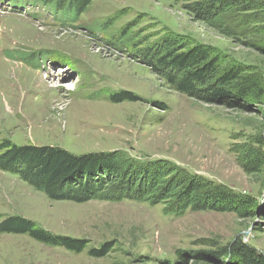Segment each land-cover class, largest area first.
Wrapping results in <instances>:
<instances>
[{
  "label": "rangeland",
  "instance_id": "374dc122",
  "mask_svg": "<svg viewBox=\"0 0 264 264\" xmlns=\"http://www.w3.org/2000/svg\"><path fill=\"white\" fill-rule=\"evenodd\" d=\"M223 1L93 0L66 24L49 7L0 2V143L114 151L120 167L82 203L52 200L0 170V222L21 215L89 241L77 253L1 233L0 264H240L222 255L240 238L264 253V204L256 205L264 164L241 165L250 146L264 155L255 143L264 138V101L204 102L150 65L168 47L201 44L221 68L242 64L264 76V0ZM123 92L136 100L111 99ZM217 186L257 202L247 211L226 206L211 196ZM104 243L113 246L106 256L88 254Z\"/></svg>",
  "mask_w": 264,
  "mask_h": 264
},
{
  "label": "trees",
  "instance_id": "16d2710c",
  "mask_svg": "<svg viewBox=\"0 0 264 264\" xmlns=\"http://www.w3.org/2000/svg\"><path fill=\"white\" fill-rule=\"evenodd\" d=\"M25 1L51 8L55 17L60 16L61 20H59L62 24H66L85 12L93 0ZM223 2L226 5L230 3L229 0ZM231 2L236 3V1ZM212 51L210 47L201 44L186 50L168 47L161 54L152 56L150 65L156 71H164L168 82L176 90L198 97L204 102L225 101L228 105L247 108L251 103L264 101L262 73L253 72L242 64H230L221 68L220 57L213 55ZM6 54L24 59L28 63L39 64L38 59L34 60L35 63L17 51L8 50ZM111 99L120 102L126 99L136 100V97L129 92H123L112 95ZM255 143L264 146V138L261 136ZM110 152L75 154L59 146L18 145L6 139L0 143V170L19 175L23 181L44 192L52 200L82 203L99 194L103 186L101 184L99 187L103 175H111L119 170L120 167L109 157ZM156 160L161 159H153ZM263 164L264 155L260 148L250 146L246 153L244 152L241 165L246 172L257 171ZM220 188L217 186L211 191V196L218 201L222 200L226 206L235 204L241 211H247L246 208L257 202L253 196H241ZM186 189L188 191V186ZM256 205L259 206V203L257 202ZM261 215L264 216V209ZM1 233H27L41 243L64 247L77 253L83 252L89 244L87 239L55 234L37 225L34 220L21 215L5 217L0 222ZM112 247L107 243L100 248L90 247L88 254L103 257ZM223 251L222 255L233 253L240 264H264V253L253 245L245 243L241 238L225 246Z\"/></svg>",
  "mask_w": 264,
  "mask_h": 264
},
{
  "label": "water",
  "instance_id": "95a60500",
  "mask_svg": "<svg viewBox=\"0 0 264 264\" xmlns=\"http://www.w3.org/2000/svg\"><path fill=\"white\" fill-rule=\"evenodd\" d=\"M90 153V152H89ZM259 206H262L263 204H264V192H263V194H262V197H261V199H259ZM246 233H248V230L247 231H245Z\"/></svg>",
  "mask_w": 264,
  "mask_h": 264
},
{
  "label": "bare ground",
  "instance_id": "6f19581e",
  "mask_svg": "<svg viewBox=\"0 0 264 264\" xmlns=\"http://www.w3.org/2000/svg\"><path fill=\"white\" fill-rule=\"evenodd\" d=\"M67 87H69V88H71V87L74 88V86H73L72 84H71V85H67Z\"/></svg>",
  "mask_w": 264,
  "mask_h": 264
}]
</instances>
